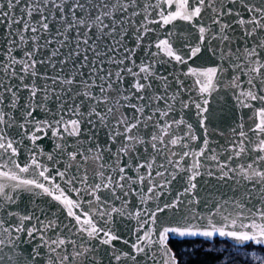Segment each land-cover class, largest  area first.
<instances>
[{"label":"snow or ice","instance_id":"snow-or-ice-1","mask_svg":"<svg viewBox=\"0 0 264 264\" xmlns=\"http://www.w3.org/2000/svg\"><path fill=\"white\" fill-rule=\"evenodd\" d=\"M0 264H264V0H0Z\"/></svg>","mask_w":264,"mask_h":264}]
</instances>
